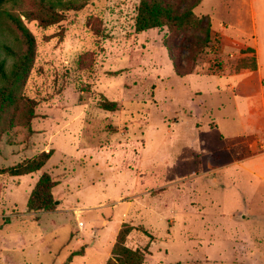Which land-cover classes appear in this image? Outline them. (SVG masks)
Returning a JSON list of instances; mask_svg holds the SVG:
<instances>
[{
    "label": "rangeland",
    "instance_id": "374dc122",
    "mask_svg": "<svg viewBox=\"0 0 264 264\" xmlns=\"http://www.w3.org/2000/svg\"><path fill=\"white\" fill-rule=\"evenodd\" d=\"M139 1L90 0L50 25L23 17L36 39L23 96L37 116L27 125L12 108L0 139V264H106L124 222L149 231L127 239L149 246L146 264H264V146L234 144L259 83L229 76L254 57L248 0H203L208 39L198 27L138 33ZM19 37L0 20L2 42ZM169 53L193 72L178 74ZM51 149L40 171H8ZM44 171L58 182L54 206L29 211Z\"/></svg>",
    "mask_w": 264,
    "mask_h": 264
},
{
    "label": "trees",
    "instance_id": "16d2710c",
    "mask_svg": "<svg viewBox=\"0 0 264 264\" xmlns=\"http://www.w3.org/2000/svg\"><path fill=\"white\" fill-rule=\"evenodd\" d=\"M90 0H30L31 8L14 12L8 6L22 8L25 0H0V20L9 26L15 27L21 34L16 38L12 46L0 40V139L2 134L14 126L15 114L12 108L23 106L22 117L26 124L37 116L35 107L37 102L32 98L23 96V89L34 66L36 57V39L28 28L23 17L27 20L37 19L42 25L58 23L65 19L69 11H80L86 7ZM183 0H140L135 18V30L138 33L149 29L167 26L170 31L186 28L206 29L207 39L210 36V18L199 15L195 8L203 0H190V5L181 9L180 3ZM165 45L169 49L167 41ZM174 64L175 71L180 75H188L193 68L180 70L178 64L169 53ZM251 62H244L243 67L255 69L257 67L255 57ZM102 107L106 110L117 109L115 101L104 100ZM21 115V113H20ZM54 150H43L37 155L24 160L11 167L8 171L13 176H21L40 171L49 159L53 156ZM50 172L44 171L33 187L28 201L29 211H48L54 206V188L57 185ZM134 229H142L146 234L149 231L143 226H135L132 223L124 222L117 234L113 246L112 256L106 264H144L146 255L149 253V246L133 248L127 245V239ZM150 235V234H149ZM152 237V235H151ZM196 264V263H186Z\"/></svg>",
    "mask_w": 264,
    "mask_h": 264
},
{
    "label": "crops",
    "instance_id": "0c3cea01",
    "mask_svg": "<svg viewBox=\"0 0 264 264\" xmlns=\"http://www.w3.org/2000/svg\"><path fill=\"white\" fill-rule=\"evenodd\" d=\"M248 10L250 11V15L252 18V37H251V43H246L243 45L245 47L244 53L247 55V52H250L252 56L255 57L257 67L255 69L252 68H246L239 72H233L229 76H244L245 78L258 80L259 83V92L258 95L260 97V100H258V103L256 104V107H254L255 112L251 113L250 117H245L242 115L239 117L242 121V125L244 126V132L245 133H252V137L250 138L245 133L243 136L238 135L236 136L235 143L234 144H245L247 143L251 148H254L256 145H259L261 147L264 146V0H248ZM231 26L230 24L226 27L228 28ZM238 29V28H237ZM197 74V73H195ZM231 86V85H228ZM235 90L236 87H233ZM253 108V106H252ZM216 122L217 121L214 120ZM257 124V125H256ZM251 128L253 130L251 131ZM230 132V131H227ZM224 131L222 133V136L224 138ZM264 152V151H263ZM261 152V153H263ZM240 160H245V158L237 159L235 162H238ZM247 168V167H245ZM259 168V167H257ZM263 169V168H262ZM249 170V168H247ZM212 183H216V178L211 179ZM109 224L108 220L106 221ZM132 238V235L128 236V241ZM140 246H136L134 248H137ZM149 255V254H148ZM148 255L146 258V261L144 264L147 263Z\"/></svg>",
    "mask_w": 264,
    "mask_h": 264
},
{
    "label": "built area",
    "instance_id": "2783aa9c",
    "mask_svg": "<svg viewBox=\"0 0 264 264\" xmlns=\"http://www.w3.org/2000/svg\"><path fill=\"white\" fill-rule=\"evenodd\" d=\"M82 225V224H81Z\"/></svg>",
    "mask_w": 264,
    "mask_h": 264
}]
</instances>
